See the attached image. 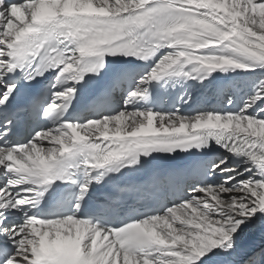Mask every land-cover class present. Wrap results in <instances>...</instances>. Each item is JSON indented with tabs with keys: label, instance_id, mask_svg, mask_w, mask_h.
<instances>
[{
	"label": "snow or ice",
	"instance_id": "1",
	"mask_svg": "<svg viewBox=\"0 0 264 264\" xmlns=\"http://www.w3.org/2000/svg\"><path fill=\"white\" fill-rule=\"evenodd\" d=\"M0 264H264V0H0Z\"/></svg>",
	"mask_w": 264,
	"mask_h": 264
},
{
	"label": "bare ground",
	"instance_id": "2",
	"mask_svg": "<svg viewBox=\"0 0 264 264\" xmlns=\"http://www.w3.org/2000/svg\"><path fill=\"white\" fill-rule=\"evenodd\" d=\"M261 242L258 243V245L260 244Z\"/></svg>",
	"mask_w": 264,
	"mask_h": 264
}]
</instances>
